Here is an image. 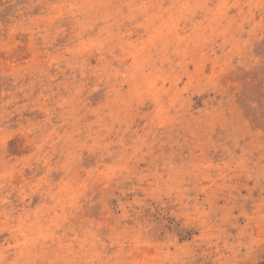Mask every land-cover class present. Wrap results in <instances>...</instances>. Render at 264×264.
Instances as JSON below:
<instances>
[{
  "label": "rangeland",
  "instance_id": "obj_1",
  "mask_svg": "<svg viewBox=\"0 0 264 264\" xmlns=\"http://www.w3.org/2000/svg\"><path fill=\"white\" fill-rule=\"evenodd\" d=\"M0 264H264V0H0Z\"/></svg>",
  "mask_w": 264,
  "mask_h": 264
}]
</instances>
